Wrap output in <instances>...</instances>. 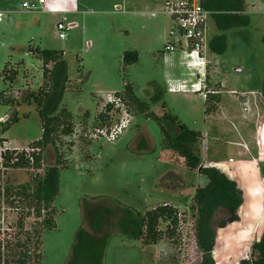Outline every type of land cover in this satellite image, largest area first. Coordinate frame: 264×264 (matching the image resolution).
Instances as JSON below:
<instances>
[{
  "label": "rangeland",
  "instance_id": "1",
  "mask_svg": "<svg viewBox=\"0 0 264 264\" xmlns=\"http://www.w3.org/2000/svg\"><path fill=\"white\" fill-rule=\"evenodd\" d=\"M24 1L35 0H0V184L15 188L1 202L2 264H20L18 258L24 250L31 256L28 264H69L76 255L73 245L80 227L97 238L112 236L105 264H200L191 205L196 188L207 183L206 176L198 169L189 170L177 154L163 150L159 123L135 115V108L125 98L133 115L130 126L114 142L96 136L106 95L123 90L129 82L141 99L149 101L155 92L149 84L153 80L165 92L162 101L151 104L150 111L157 116L171 111L183 124L200 130L202 165L216 166L244 191L246 202L238 210L239 220L217 229V264L249 260L252 246L264 230V177L255 168L263 159L255 130L264 121V0H246L250 25L228 30L226 53L209 57L208 88L211 93L218 90L223 98L211 113L205 111L203 95L190 89H169V82L177 83L174 79H181L183 73L188 82L194 78L182 64L183 53L165 51L177 35L171 34L173 22L161 12V0H46L43 13L24 9ZM59 21L68 27L64 40L58 36ZM211 27L213 34L222 33L213 22ZM30 43L64 50L71 83L62 106L73 114V130L68 135L59 131L55 144L44 148L37 147L42 124L36 105L1 101L3 91L23 101L27 90L43 85V62L35 52L21 50ZM126 50H138L139 60L125 65ZM8 72H16L12 86L5 79ZM15 108L20 119L5 128ZM33 147L41 155L40 166L31 157L27 166H2L5 151L10 152L13 163L23 153L28 157ZM253 148H257L256 156L251 153ZM52 165L60 167L61 179L53 204L57 227L49 230L42 221L47 210L38 216L29 199L17 191L21 185L33 189V179ZM84 203H90L92 209H115L120 204L142 213L159 204L174 205L181 220L178 237L155 245L130 239L121 232L120 211L106 215L97 230ZM223 217L219 212L218 218ZM166 225L160 222L161 229ZM36 232L41 233L38 238ZM20 243L25 246L20 248Z\"/></svg>",
  "mask_w": 264,
  "mask_h": 264
},
{
  "label": "trees",
  "instance_id": "2",
  "mask_svg": "<svg viewBox=\"0 0 264 264\" xmlns=\"http://www.w3.org/2000/svg\"><path fill=\"white\" fill-rule=\"evenodd\" d=\"M202 4L212 12L216 27L222 32L215 35L211 40V52L215 55H223L228 49L226 32L234 28L249 26L251 23L246 0H202ZM21 50L25 53L35 52L36 55L34 56H38L37 58L43 62V85L36 90H27L28 92L23 101H18L15 95L10 98L3 91L1 101L12 105L15 102L34 103L36 105L37 114L42 124V135L37 141V147L44 148L50 143L55 144L54 136L59 131L68 135L73 130V114L67 107L62 106L64 95L71 85L68 65L64 57V50L48 49L32 43L21 48ZM138 60V50H126L123 54L125 65H132ZM15 73L8 72V76H5V79L11 81V86L12 82L16 80ZM208 80H210L209 76ZM149 84L155 91L149 101L141 99L135 86L129 82L124 84L123 90L115 93L125 98L135 108V115L143 114L145 117L154 119L159 123L163 134L161 143L163 150L177 154L183 159L184 165L189 170L198 169L202 175L206 176L207 183L195 190L191 211L194 215L197 248L201 254L200 264H217L214 258L217 229L226 226L228 221L239 220L238 210L246 202L244 191L236 180L230 178L216 166L204 167L202 165L199 144L202 132L200 130L192 129L183 124L179 121V117L171 111L164 112L162 116H157L150 111L151 104L163 100L165 89L161 88L156 80L151 81ZM208 91L205 98V111L209 110L210 112L211 109V112H213L217 110L223 98L218 90L211 93L208 88ZM261 96L264 98V85ZM162 104L166 106L164 101ZM111 109L112 104H108L106 109L99 113L98 125L100 127L109 125L108 113ZM14 111L5 128L20 119L16 108ZM2 142L3 140L0 138V145ZM34 149L33 147V152L28 157H25L23 153L18 159L16 157L17 160L13 163H11L10 152L5 151L2 166H8L9 164L20 167L27 166L30 164V157L34 158L36 166H40L41 155L36 153ZM251 153L256 156L258 153L257 148L251 149ZM259 168L261 175L264 177V162H260ZM60 179V167L52 165L46 167L42 175H38L33 179V189L28 185L18 186L17 193L29 199V205L35 208L38 216L42 215V210H47L48 215L42 221L49 230L57 227L55 219L57 210L53 204L60 192ZM14 189L13 186L0 184V210L2 198L8 199ZM84 204L85 208L88 209V213L93 216V227L97 230L104 225L106 215H110L114 211H120L119 224L121 232L130 239L142 240L144 245H155L165 238L176 240L178 237L181 220L179 211L174 205L163 203L142 213L131 206L120 204H117L115 209L108 206H99L92 209L90 203L89 205ZM219 212H223L225 217L218 218ZM160 222L167 223L165 229L160 228ZM40 235V232H36L37 238ZM111 237L107 234L104 238H97L95 234H89L83 227H80L75 237L76 242L73 245L74 255H76L70 260L69 264H105L106 250ZM18 245L21 248L25 246V243ZM79 251H82V253ZM30 258L28 250H24L19 256L18 262L28 264ZM0 264H2L1 250ZM241 264H264V230L260 239L252 246L250 259L241 262Z\"/></svg>",
  "mask_w": 264,
  "mask_h": 264
},
{
  "label": "built area",
  "instance_id": "3",
  "mask_svg": "<svg viewBox=\"0 0 264 264\" xmlns=\"http://www.w3.org/2000/svg\"><path fill=\"white\" fill-rule=\"evenodd\" d=\"M161 2L163 5L161 12L166 14L173 22L171 34L177 35L174 42H169L166 45L165 51L183 53L182 64L186 67L187 75L194 78V81L188 82L184 79L185 73H183L181 79H174L177 83L169 82V89L171 91L190 89L206 98L209 92L207 86L211 67L209 57L212 54L210 43L217 35L212 33L211 23L213 22L216 26L213 14L203 6L202 0H161ZM45 3L46 0L24 1L22 7L30 12L43 13L46 12ZM1 15L0 13V17ZM67 30L68 27L64 22L59 21L57 23L60 39H66ZM123 99L115 92L105 96L104 106L107 107L108 104H112V109L108 113L110 124L97 128L96 136L98 135L99 139L114 142L132 123L133 115ZM255 132L257 142L260 145V155L263 156L261 162H264V151L262 150L264 147V121L258 123ZM257 159L254 158V160ZM255 168L257 169V167ZM257 171L261 175L259 165Z\"/></svg>",
  "mask_w": 264,
  "mask_h": 264
},
{
  "label": "crops",
  "instance_id": "4",
  "mask_svg": "<svg viewBox=\"0 0 264 264\" xmlns=\"http://www.w3.org/2000/svg\"><path fill=\"white\" fill-rule=\"evenodd\" d=\"M65 14H66V13H65ZM25 24H28V23H23V25H25ZM64 55H65V53H64ZM176 70H177V69H175V71H174L173 74H175ZM101 98H102V97H101Z\"/></svg>",
  "mask_w": 264,
  "mask_h": 264
},
{
  "label": "water",
  "instance_id": "5",
  "mask_svg": "<svg viewBox=\"0 0 264 264\" xmlns=\"http://www.w3.org/2000/svg\"><path fill=\"white\" fill-rule=\"evenodd\" d=\"M239 71L241 70V68L238 69Z\"/></svg>",
  "mask_w": 264,
  "mask_h": 264
}]
</instances>
